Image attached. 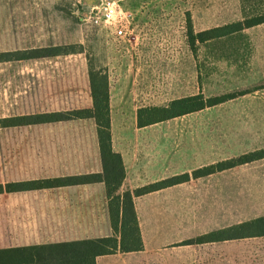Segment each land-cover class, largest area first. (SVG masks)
I'll return each instance as SVG.
<instances>
[{
    "label": "rangeland",
    "instance_id": "rangeland-1",
    "mask_svg": "<svg viewBox=\"0 0 264 264\" xmlns=\"http://www.w3.org/2000/svg\"><path fill=\"white\" fill-rule=\"evenodd\" d=\"M114 1L128 14L133 31L130 40L118 41L110 26L84 21L98 0H0V53L70 46L84 51L0 64V119L72 107L70 93L74 85L83 91L85 69L89 70L91 62L95 69L111 70L114 107L128 111L120 124L130 125L135 111L142 107H166L199 94L208 99L245 93L219 107L164 122L136 136L134 140L142 142L153 173L159 172L161 177L191 173L262 150L264 25L239 36L197 43L193 52L187 21L190 15L196 34L209 31L264 15V0ZM64 99L68 104H55ZM73 133L40 127L0 129V182L16 177L13 166L25 151L22 145L76 140ZM176 189L208 193L183 200L192 203L187 211L205 214L210 220L214 217L216 227L258 218L264 216V161L192 180ZM212 223L207 220L204 224L210 228ZM252 243L228 241L201 249L203 253H221L217 264H248ZM259 245L257 249H261ZM179 247L168 249L183 250ZM193 250L199 256V248Z\"/></svg>",
    "mask_w": 264,
    "mask_h": 264
},
{
    "label": "crops",
    "instance_id": "crops-1",
    "mask_svg": "<svg viewBox=\"0 0 264 264\" xmlns=\"http://www.w3.org/2000/svg\"><path fill=\"white\" fill-rule=\"evenodd\" d=\"M254 28L246 29L237 34L238 36L242 35L245 31ZM85 70L86 77L83 83V91L76 89V85H74L75 89L73 87L74 91L70 93V104L72 107L63 110L45 111L39 114L92 109L93 99L90 89L89 70L87 68ZM105 70L109 75L110 82L113 150L122 156L126 170V178L120 190L121 195L125 192L134 193V191L145 186L172 177L192 174L199 169L227 161L222 160L196 169L191 173L175 174L171 177H161L159 172L153 173L150 160L145 158H148V155L144 153L142 142H138L134 138L142 134L141 132L144 130L152 129L159 124L140 128L137 117L140 108L135 111L134 120L130 125L126 122L120 124L119 119L128 117V111L115 109L111 70ZM65 103L64 99V101L55 104L57 106L68 104ZM17 116L27 115L11 117ZM34 127H40L43 130L45 128L51 130L70 129L74 132L73 135L76 136V140L40 142L38 145L25 143L21 148L25 149V151L20 152L17 157V165L14 164L13 166V173L16 177L0 182V184L103 173L97 125L94 120H79L27 128ZM31 146H38V148L33 149ZM27 150L30 152H27ZM255 151L257 150L243 153L238 157ZM158 164L159 162H156L157 166ZM176 187L178 186L135 198V209L144 244L143 251L132 253H121L119 251L115 255L99 257L97 264H193L195 262H199V264L215 262L217 264L222 259V254L220 253L218 256L217 252L209 254L204 251L203 253L204 249L201 248L218 246L223 242L201 245L183 244L187 241L264 217L242 220L228 227H216L212 223L214 217L210 220L205 214H195L187 211L191 209L192 203L183 200L184 197H202L208 193L188 192L178 190ZM108 204L106 187L103 183L2 194L0 195V250L112 237L114 232L111 226ZM207 220L212 223L210 228L204 224ZM239 241L253 242L254 247L247 254L248 264H264V237ZM259 244H262L261 249L256 247L260 246ZM178 245L183 250L180 249V251L175 252L168 249L170 246ZM194 248H199V256H195L197 250H193Z\"/></svg>",
    "mask_w": 264,
    "mask_h": 264
},
{
    "label": "trees",
    "instance_id": "trees-1",
    "mask_svg": "<svg viewBox=\"0 0 264 264\" xmlns=\"http://www.w3.org/2000/svg\"><path fill=\"white\" fill-rule=\"evenodd\" d=\"M187 22L189 45L194 52L197 43L205 44L210 41L230 38L246 29L264 24V15L197 34L194 32L190 15H188ZM83 53V49L78 50L77 46L4 52L0 53V64L23 63ZM89 80L93 99L92 109L0 119V129L9 130L79 120H94L97 125L103 173L0 184V195L103 183L109 201L108 210L114 235L103 239L3 249L0 250V264H97L99 257L115 255L119 251L121 253L143 251L144 244L135 209V198L264 160V149H262L199 169L192 174L172 177L145 186L134 191V193L125 192L121 195L120 190L126 178V170L122 156L113 150L109 75L105 69H95L89 62ZM243 94L245 93H234L208 99L199 94L172 101L166 107L140 108L137 116L138 126L145 128L201 112L235 100ZM262 237H264V217L187 241L184 245H201Z\"/></svg>",
    "mask_w": 264,
    "mask_h": 264
},
{
    "label": "built area",
    "instance_id": "built-area-1",
    "mask_svg": "<svg viewBox=\"0 0 264 264\" xmlns=\"http://www.w3.org/2000/svg\"><path fill=\"white\" fill-rule=\"evenodd\" d=\"M92 26H110L118 41L130 40L133 35L132 24L121 6L114 0H98L84 20Z\"/></svg>",
    "mask_w": 264,
    "mask_h": 264
}]
</instances>
